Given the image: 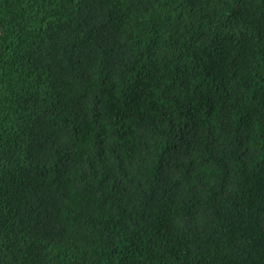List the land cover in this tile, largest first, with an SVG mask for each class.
I'll return each mask as SVG.
<instances>
[{"label":"trees","instance_id":"obj_1","mask_svg":"<svg viewBox=\"0 0 264 264\" xmlns=\"http://www.w3.org/2000/svg\"><path fill=\"white\" fill-rule=\"evenodd\" d=\"M0 264H264V0H0Z\"/></svg>","mask_w":264,"mask_h":264}]
</instances>
